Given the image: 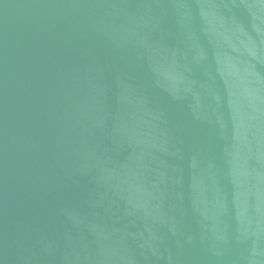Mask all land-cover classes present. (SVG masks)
Wrapping results in <instances>:
<instances>
[{"label":"water","instance_id":"95a60500","mask_svg":"<svg viewBox=\"0 0 264 264\" xmlns=\"http://www.w3.org/2000/svg\"><path fill=\"white\" fill-rule=\"evenodd\" d=\"M0 264H264V0H0Z\"/></svg>","mask_w":264,"mask_h":264}]
</instances>
